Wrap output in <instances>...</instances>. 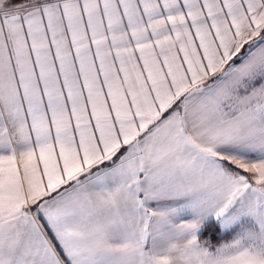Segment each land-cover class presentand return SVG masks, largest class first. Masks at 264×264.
I'll use <instances>...</instances> for the list:
<instances>
[{
  "label": "snow or ice",
  "instance_id": "6c2138e0",
  "mask_svg": "<svg viewBox=\"0 0 264 264\" xmlns=\"http://www.w3.org/2000/svg\"><path fill=\"white\" fill-rule=\"evenodd\" d=\"M0 264H264V0H0Z\"/></svg>",
  "mask_w": 264,
  "mask_h": 264
}]
</instances>
